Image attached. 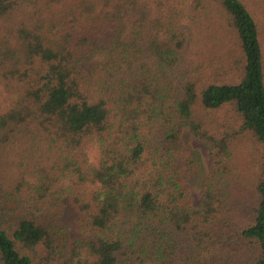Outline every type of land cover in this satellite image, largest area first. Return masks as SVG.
<instances>
[{
	"label": "trees",
	"instance_id": "1",
	"mask_svg": "<svg viewBox=\"0 0 264 264\" xmlns=\"http://www.w3.org/2000/svg\"><path fill=\"white\" fill-rule=\"evenodd\" d=\"M0 93V264H264V13L249 1L0 0ZM184 131L212 157L196 208ZM64 195L87 234L69 248L48 220Z\"/></svg>",
	"mask_w": 264,
	"mask_h": 264
},
{
	"label": "rangeland",
	"instance_id": "2",
	"mask_svg": "<svg viewBox=\"0 0 264 264\" xmlns=\"http://www.w3.org/2000/svg\"><path fill=\"white\" fill-rule=\"evenodd\" d=\"M243 1H249L258 14H261L262 12L264 13V0ZM132 21L133 19L125 21L121 36L122 40H128ZM188 49L189 45L187 44L183 55H185ZM6 107L7 99L4 94L0 93V113L3 112ZM198 120H202V113L198 115ZM247 145L248 143L245 138L239 140L237 159L243 163L245 167L247 166L246 161L249 160L251 153L250 146L246 149ZM177 146L178 148L189 152L193 159L194 174L190 175L188 178H182L181 184L186 191L185 203L196 208L200 202L205 178L212 165V157L205 144L190 136L186 131L180 135ZM86 158L90 163L96 164L99 158L97 149L93 148L91 145H87ZM91 190L92 186H87V188L84 189V195L86 198H88ZM50 204L51 210L49 211L50 214L48 220H50V227L53 228L52 232L56 233V238L61 246L63 245L65 248H69L74 241L81 240L87 236V234L80 229L82 216L68 195L59 198L55 197L51 200Z\"/></svg>",
	"mask_w": 264,
	"mask_h": 264
}]
</instances>
